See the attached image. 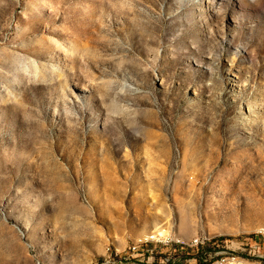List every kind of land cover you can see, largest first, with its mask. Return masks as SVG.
<instances>
[{
  "label": "rangeland",
  "instance_id": "1",
  "mask_svg": "<svg viewBox=\"0 0 264 264\" xmlns=\"http://www.w3.org/2000/svg\"><path fill=\"white\" fill-rule=\"evenodd\" d=\"M163 228L205 242L148 264H264V0H0V264Z\"/></svg>",
  "mask_w": 264,
  "mask_h": 264
},
{
  "label": "built area",
  "instance_id": "2",
  "mask_svg": "<svg viewBox=\"0 0 264 264\" xmlns=\"http://www.w3.org/2000/svg\"><path fill=\"white\" fill-rule=\"evenodd\" d=\"M205 242V238L197 237V240H193V246H183L181 243V235L173 230L163 228L162 232L158 234L154 242H150L147 248H139L134 245V240L131 241V254L128 259L124 260V264H148L149 260L154 258L157 248H175L178 252H191L197 250L202 243ZM113 254L117 256V248H111ZM176 256V254H175ZM175 257L167 258V261L174 262Z\"/></svg>",
  "mask_w": 264,
  "mask_h": 264
},
{
  "label": "bare ground",
  "instance_id": "3",
  "mask_svg": "<svg viewBox=\"0 0 264 264\" xmlns=\"http://www.w3.org/2000/svg\"><path fill=\"white\" fill-rule=\"evenodd\" d=\"M160 232H162V231H159V232H157V233H152V234H150L148 240H146V241H147V242H154V240L156 239V237L158 236V234H160ZM195 240H197V238H196ZM192 246H193V244H192ZM136 247H137V246H136ZM130 254H131V253H129V257H130ZM125 259H128V258H125ZM111 262H112V261H110V263H111Z\"/></svg>",
  "mask_w": 264,
  "mask_h": 264
},
{
  "label": "trees",
  "instance_id": "4",
  "mask_svg": "<svg viewBox=\"0 0 264 264\" xmlns=\"http://www.w3.org/2000/svg\"><path fill=\"white\" fill-rule=\"evenodd\" d=\"M182 245H183V246H188V245H185V244H182ZM189 246H190V245H189ZM202 253H203V252H200V254H201V255H200V262H201V263H203V262L205 261V258L203 257ZM124 260H125V259H124ZM124 260L119 261V262H118L117 260H115V261L113 260V261H112L111 263H109V264H116V263L124 264ZM116 261H117V262H116ZM170 263H173V262H170Z\"/></svg>",
  "mask_w": 264,
  "mask_h": 264
}]
</instances>
